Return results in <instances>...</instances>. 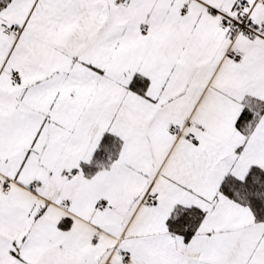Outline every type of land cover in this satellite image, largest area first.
I'll return each instance as SVG.
<instances>
[{"label":"snow or ice","instance_id":"1","mask_svg":"<svg viewBox=\"0 0 264 264\" xmlns=\"http://www.w3.org/2000/svg\"><path fill=\"white\" fill-rule=\"evenodd\" d=\"M0 264H264V0H0Z\"/></svg>","mask_w":264,"mask_h":264}]
</instances>
